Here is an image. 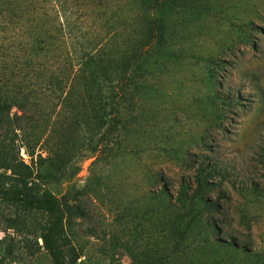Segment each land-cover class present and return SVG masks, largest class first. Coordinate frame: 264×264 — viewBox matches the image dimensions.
Here are the masks:
<instances>
[{
	"label": "rangeland",
	"instance_id": "obj_1",
	"mask_svg": "<svg viewBox=\"0 0 264 264\" xmlns=\"http://www.w3.org/2000/svg\"><path fill=\"white\" fill-rule=\"evenodd\" d=\"M88 25L101 36L145 35L139 15L159 18L170 37L160 66L147 79L140 108L127 124L120 153L74 162L73 176L50 188L66 219L61 247L66 264H264V0H103L90 3ZM105 6V7H104ZM94 32V33H95ZM137 117L133 120L132 117ZM20 155L29 157L23 148ZM213 169L204 198L216 207L186 229L183 212L158 193L163 175L173 201L199 162ZM151 183V192L146 187ZM38 212L0 202V260L52 264L36 242ZM205 220L214 230L205 235ZM203 238L234 242V254ZM180 241V251L168 253ZM212 260V261H213ZM229 263V264H232ZM213 264V263H212Z\"/></svg>",
	"mask_w": 264,
	"mask_h": 264
},
{
	"label": "trees",
	"instance_id": "obj_2",
	"mask_svg": "<svg viewBox=\"0 0 264 264\" xmlns=\"http://www.w3.org/2000/svg\"><path fill=\"white\" fill-rule=\"evenodd\" d=\"M102 1L0 0V202L42 215L35 240L52 264H66L60 242L66 216L50 184L76 174L74 162L88 153L93 162L120 153L124 134L137 125L127 124L128 116L140 108L146 81L159 69V53L170 37L153 15H139V23L146 24L142 38L130 40L118 31L99 35L87 25L90 3L99 10ZM162 1L151 0L153 7ZM188 1L177 0L182 8ZM212 175L213 169L199 162L194 187L182 179L173 201L165 177L152 175L162 183L157 194L183 211L179 221L186 218L182 230L172 226L180 241L195 220L217 206L204 198ZM151 179L149 192L156 182ZM204 227L206 236L214 230L208 220ZM180 241L168 255L180 251ZM203 241L244 252L221 238ZM222 258V264L232 263Z\"/></svg>",
	"mask_w": 264,
	"mask_h": 264
},
{
	"label": "built area",
	"instance_id": "obj_3",
	"mask_svg": "<svg viewBox=\"0 0 264 264\" xmlns=\"http://www.w3.org/2000/svg\"><path fill=\"white\" fill-rule=\"evenodd\" d=\"M4 264H7V263H4ZM8 264H13V263H8Z\"/></svg>",
	"mask_w": 264,
	"mask_h": 264
}]
</instances>
